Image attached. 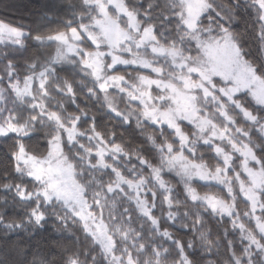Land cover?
Returning <instances> with one entry per match:
<instances>
[{
    "label": "snow or ice",
    "instance_id": "6c2138e0",
    "mask_svg": "<svg viewBox=\"0 0 264 264\" xmlns=\"http://www.w3.org/2000/svg\"><path fill=\"white\" fill-rule=\"evenodd\" d=\"M240 6L80 0L35 34L0 19V141L19 180L0 188L35 225L51 209L75 226L92 264H216L203 257L221 237L203 213L226 225L222 264H262L264 0L247 6L259 59L232 27ZM82 99L142 139H123ZM0 223L21 226L2 210ZM80 255L65 249L62 264Z\"/></svg>",
    "mask_w": 264,
    "mask_h": 264
},
{
    "label": "trees",
    "instance_id": "16d2710c",
    "mask_svg": "<svg viewBox=\"0 0 264 264\" xmlns=\"http://www.w3.org/2000/svg\"><path fill=\"white\" fill-rule=\"evenodd\" d=\"M149 0H134L135 6L147 8ZM220 6L224 3H235V0H217ZM162 3V0H157ZM240 7L235 12L234 28L238 38L243 42L247 51L255 58L259 59V42L256 39L255 32L257 29L253 17L249 14V0H239ZM80 0H0V19H5L14 24H22L29 32L35 31L46 32L61 26L66 19H71V13L78 9ZM0 74H2V66H0ZM82 104L91 107L97 114V119L103 121L108 129H114L118 133L124 132L123 139L131 142H139L142 138L139 136V130L133 131L122 126L118 121L111 118V115L105 113L99 102L92 101L87 104L86 100H81ZM42 136V133L40 134ZM10 151V144H3L0 141V182L12 183L19 182L18 177L12 171L7 153ZM125 163H130L125 161ZM7 173V176H4ZM0 210L4 216V222L7 223L11 219L20 222L19 228L9 230L0 223V264H4L5 260L31 259L33 264H39L41 260H47L49 257L45 255L46 250H51L58 259H61L64 250L69 251L83 250L89 248V243L82 233L73 226V233L79 236V241L75 240L72 234L66 231L56 232L52 230V224L56 221L55 213L49 209L47 222L42 225H35L23 206H20L15 193L10 189L0 188ZM57 211L59 208L57 207ZM62 214V213H61ZM208 221V227L212 230L211 234L219 235L220 250L214 256H205L203 259H215L216 264H222L221 257L224 256V245L226 241L223 238V229L225 224H221L219 217H213L210 213H203ZM47 230V231H45ZM175 230L182 231L177 221ZM36 238L33 240V238ZM229 237L238 244L236 234L229 232ZM69 240H72L70 243ZM31 242V243H29ZM28 245V247H26ZM35 248V252H33ZM259 259V258H258ZM264 264V262H262Z\"/></svg>",
    "mask_w": 264,
    "mask_h": 264
},
{
    "label": "clouds",
    "instance_id": "9594fccd",
    "mask_svg": "<svg viewBox=\"0 0 264 264\" xmlns=\"http://www.w3.org/2000/svg\"><path fill=\"white\" fill-rule=\"evenodd\" d=\"M213 4L217 7L220 6V4L217 2V0H213ZM224 5H229V4L225 2ZM235 19L232 21V27L236 29L237 25L234 23ZM242 44H243V42H242ZM244 47H245V45H244ZM245 50L247 51L246 47H245ZM257 55H259V53H257ZM52 230L56 231V232H60L62 230L64 231L63 226L57 220L52 224ZM45 231H47V230H45ZM72 236H74V235H72ZM35 239L36 238L34 237L33 240H35ZM69 242L71 243L72 240H69ZM29 243H31V242H29ZM26 247H28V245H26ZM32 250H33V252H35V248H33ZM76 251H79L81 253V255H80L81 264H92L91 259L86 254L87 249H83L82 251L81 250H76ZM45 255H47L49 257V259L41 260L44 262V264H62V259H58L57 256L51 252V250H46ZM4 264H33V262L31 259H27V260H24V259L5 260Z\"/></svg>",
    "mask_w": 264,
    "mask_h": 264
},
{
    "label": "rangeland",
    "instance_id": "374dc122",
    "mask_svg": "<svg viewBox=\"0 0 264 264\" xmlns=\"http://www.w3.org/2000/svg\"><path fill=\"white\" fill-rule=\"evenodd\" d=\"M123 107V105H121Z\"/></svg>",
    "mask_w": 264,
    "mask_h": 264
}]
</instances>
